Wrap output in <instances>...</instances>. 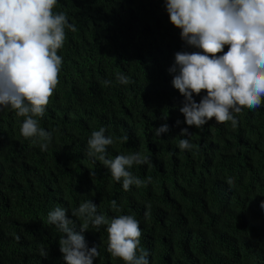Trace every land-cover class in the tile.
<instances>
[{
  "label": "trees",
  "instance_id": "1",
  "mask_svg": "<svg viewBox=\"0 0 264 264\" xmlns=\"http://www.w3.org/2000/svg\"><path fill=\"white\" fill-rule=\"evenodd\" d=\"M54 11L76 31L65 30L59 83L37 117L52 132L48 149L20 134L23 117L0 111V264H65L63 233L47 214L66 209L80 233L71 212L87 200L97 214L139 221L149 264H264V104L233 112L236 127L214 119L199 128L184 123V97L168 69L176 52L199 49L181 40L164 0H57ZM117 73L131 83L120 84ZM165 123L169 131L155 135ZM101 127L114 139L109 157L139 152L150 159L151 166L129 171L151 183L125 191L87 155V140ZM186 127L191 135L184 137ZM123 135L127 142L119 141ZM181 139L192 147L181 150ZM80 234L98 249L93 264H123L107 252L106 225Z\"/></svg>",
  "mask_w": 264,
  "mask_h": 264
},
{
  "label": "clouds",
  "instance_id": "2",
  "mask_svg": "<svg viewBox=\"0 0 264 264\" xmlns=\"http://www.w3.org/2000/svg\"><path fill=\"white\" fill-rule=\"evenodd\" d=\"M56 4L57 0H0V111L11 109L23 117L20 134L41 151L48 149L52 132L41 128L37 117L43 116L59 83L63 57L58 50L64 46L65 30L76 31L64 12L54 11ZM164 4L181 40L199 49L176 52L168 69L174 74L172 86L184 97L179 108L184 123L199 128L214 119L236 127L233 112L240 113L243 108L255 111L264 104V0H164ZM116 79L120 84L131 83L123 73H117ZM102 83L111 85L110 80ZM202 92L197 103L193 97ZM168 131L165 123L155 129V135ZM180 134L191 135L187 127ZM118 139L124 143L128 136ZM113 143L111 136H105L104 127L93 130L87 140V155L99 161L114 181L122 182L125 191L132 185L139 188L151 183V177L141 180L129 171L134 164L151 166L150 159L139 152L109 157L107 146ZM178 147L185 150L192 145L181 139ZM90 175L95 172L90 171ZM111 207L119 210L115 200ZM66 213V209L56 207L47 214L48 224L63 233L58 245L65 264H93L98 249L89 248L80 233L102 225H106L111 257L123 264H149V253L140 247V223L134 216L107 218L97 214V205L87 200L71 212L81 220L77 233ZM39 255L47 258V248L41 246Z\"/></svg>",
  "mask_w": 264,
  "mask_h": 264
}]
</instances>
